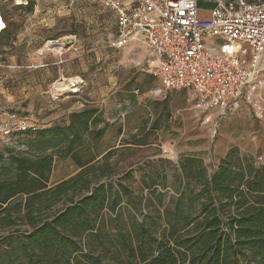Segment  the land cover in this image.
Returning a JSON list of instances; mask_svg holds the SVG:
<instances>
[{"label": "trees", "instance_id": "16d2710c", "mask_svg": "<svg viewBox=\"0 0 264 264\" xmlns=\"http://www.w3.org/2000/svg\"><path fill=\"white\" fill-rule=\"evenodd\" d=\"M107 122L86 107L0 140L28 136L0 149V264H264V161L233 148L213 170L185 157L119 172ZM67 159L78 172L50 185Z\"/></svg>", "mask_w": 264, "mask_h": 264}, {"label": "rangeland", "instance_id": "374dc122", "mask_svg": "<svg viewBox=\"0 0 264 264\" xmlns=\"http://www.w3.org/2000/svg\"><path fill=\"white\" fill-rule=\"evenodd\" d=\"M6 12L13 39L3 42L0 50L5 48L25 56L46 47L50 36L59 38L76 29L79 40L74 48L78 50L79 47V52L74 49L71 53L91 56L95 63L99 60V64L92 68L85 63L84 72L78 75L80 82L61 79L57 83L53 79L34 89L38 73L20 72L15 68L19 64L17 57H0V116L3 119L14 114L32 128L42 130L66 126L72 113L95 107L108 121L102 149H119L113 159L119 172L140 168L147 171L168 169L185 157L199 158L213 170L233 148L264 161V84L258 96L251 95L223 116L219 111L207 112L191 92L163 89L159 79L150 73V56L143 45L110 53L107 36L104 42L96 43L93 40L97 38L83 31L71 15L63 20L59 18L61 23L57 22L55 27L41 30L35 28L34 21L25 22L28 18L34 19L33 10L10 7ZM68 41L65 39L64 43L68 45ZM205 42L213 47L219 44V39L206 38ZM53 48L59 47L55 45L49 49ZM98 66H102L101 70ZM72 83L77 84L71 87ZM27 138L19 139L22 146L0 141V149L16 147L25 151ZM136 141L145 144L133 145ZM77 172L70 159L57 161L50 185ZM140 175L141 172L136 177L139 179Z\"/></svg>", "mask_w": 264, "mask_h": 264}, {"label": "built area", "instance_id": "2783aa9c", "mask_svg": "<svg viewBox=\"0 0 264 264\" xmlns=\"http://www.w3.org/2000/svg\"><path fill=\"white\" fill-rule=\"evenodd\" d=\"M102 1L117 27L109 48L145 46L150 73L166 91L191 92L205 111L223 116L263 89L264 0H206L207 19L199 15L201 0ZM206 38L219 44L210 47ZM30 130L37 129L14 114L0 120V140Z\"/></svg>", "mask_w": 264, "mask_h": 264}, {"label": "crops", "instance_id": "0c3cea01", "mask_svg": "<svg viewBox=\"0 0 264 264\" xmlns=\"http://www.w3.org/2000/svg\"><path fill=\"white\" fill-rule=\"evenodd\" d=\"M29 3H31V9L36 16L33 20L28 18L25 22L31 23L34 21L36 29L38 28L42 30L44 27H55L57 22H59V18L63 20L66 16L71 15L77 19V22L83 31H86L90 36H95L97 38V40H93L96 43L104 42L105 37L107 36L106 39L108 40L109 47V42L116 37L117 27L114 14L104 6L102 0H0V7L4 18L7 19L6 10L10 7L15 9L23 7L27 8ZM199 6L200 17L203 19L209 18L211 4L206 0H201ZM91 10L94 12L87 14L86 11ZM3 22L7 27V21L3 20ZM59 23H61V21ZM3 31L0 32V45L5 41L10 42L13 39V33L10 28L9 30H6L5 28ZM21 36H23V32L17 36L18 40ZM78 36L79 34L76 32V29L68 34L60 35L59 38L50 36L46 41L48 42L46 47L36 49L34 52H29L25 56L20 53L17 55V52H9V50L3 48L0 50V57L3 56L10 59L17 57L19 59L18 66H9L10 68L15 67L23 73H38V81L35 79L34 85L32 86L34 89L41 87V85H44L49 81H53V79H56L57 83L61 79H64L66 82H73V80H78V82H80L81 78L78 75L84 72L83 70L86 68L85 63L94 68L95 64H99V60L95 63V59L91 56L82 55L81 53L77 55L71 53L72 50L75 49L74 46L77 45L76 42L79 40ZM70 38H74V40ZM65 39L70 40L68 41V45L64 43ZM51 43H53V47L56 45L59 48L49 49L51 48ZM138 45L140 44H135V46ZM110 50V53H112L113 51H120L123 49ZM75 52H79V47ZM110 56L111 55L109 54L107 55L108 58ZM98 67L101 70L102 66ZM66 76L68 78H66ZM44 78H46L45 81ZM75 84L77 83H72L70 85L71 87H74L76 86ZM2 119L3 118L0 116V120Z\"/></svg>", "mask_w": 264, "mask_h": 264}, {"label": "bare ground", "instance_id": "6f19581e", "mask_svg": "<svg viewBox=\"0 0 264 264\" xmlns=\"http://www.w3.org/2000/svg\"><path fill=\"white\" fill-rule=\"evenodd\" d=\"M3 26H4V22L3 20L0 19V30L3 28Z\"/></svg>", "mask_w": 264, "mask_h": 264}]
</instances>
